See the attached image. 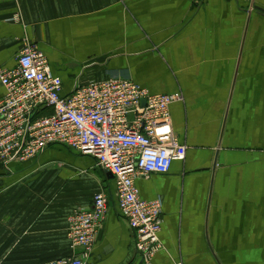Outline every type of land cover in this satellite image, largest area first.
<instances>
[{"label": "crops", "instance_id": "0c3cea01", "mask_svg": "<svg viewBox=\"0 0 264 264\" xmlns=\"http://www.w3.org/2000/svg\"><path fill=\"white\" fill-rule=\"evenodd\" d=\"M252 4L264 9V0H0V68L17 66L29 41L64 96L123 77L183 95L170 113L185 159L136 181L145 200L163 202L153 264H264V13ZM101 191L109 213L87 264H143L115 179L62 145L0 169V264L79 255L68 218Z\"/></svg>", "mask_w": 264, "mask_h": 264}, {"label": "built area", "instance_id": "2783aa9c", "mask_svg": "<svg viewBox=\"0 0 264 264\" xmlns=\"http://www.w3.org/2000/svg\"><path fill=\"white\" fill-rule=\"evenodd\" d=\"M13 69L0 68L6 95L0 99V169L31 161L52 146L62 145L92 157L112 174L116 197L135 238L143 264H153L163 249L162 199L145 200L136 181L168 174L174 161L184 160L172 126L170 107L183 95H155L128 78L76 84L63 95V80L54 76L45 53L26 41ZM50 114H43V110ZM91 207L78 208L68 218L67 237L79 255L44 264H87L108 217L104 191ZM184 264V263H178Z\"/></svg>", "mask_w": 264, "mask_h": 264}, {"label": "water", "instance_id": "95a60500", "mask_svg": "<svg viewBox=\"0 0 264 264\" xmlns=\"http://www.w3.org/2000/svg\"><path fill=\"white\" fill-rule=\"evenodd\" d=\"M259 10V11H261V12H263L264 13V9H262V8H260V7H258V6H254L253 4H252V7H251V10ZM108 174V176L110 177V178H113V176H112V174H110V173H107Z\"/></svg>", "mask_w": 264, "mask_h": 264}, {"label": "trees", "instance_id": "16d2710c", "mask_svg": "<svg viewBox=\"0 0 264 264\" xmlns=\"http://www.w3.org/2000/svg\"><path fill=\"white\" fill-rule=\"evenodd\" d=\"M50 113H51L50 110H47V109L43 110V114H50Z\"/></svg>", "mask_w": 264, "mask_h": 264}, {"label": "rangeland", "instance_id": "374dc122", "mask_svg": "<svg viewBox=\"0 0 264 264\" xmlns=\"http://www.w3.org/2000/svg\"><path fill=\"white\" fill-rule=\"evenodd\" d=\"M53 147H57V146H53Z\"/></svg>", "mask_w": 264, "mask_h": 264}]
</instances>
